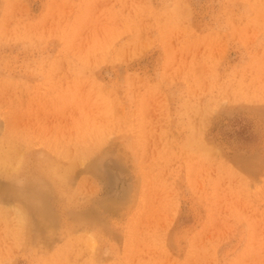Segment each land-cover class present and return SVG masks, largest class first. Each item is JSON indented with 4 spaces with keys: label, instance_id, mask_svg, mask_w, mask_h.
Here are the masks:
<instances>
[{
    "label": "rangeland",
    "instance_id": "rangeland-1",
    "mask_svg": "<svg viewBox=\"0 0 264 264\" xmlns=\"http://www.w3.org/2000/svg\"><path fill=\"white\" fill-rule=\"evenodd\" d=\"M8 136L0 264H264V0H0Z\"/></svg>",
    "mask_w": 264,
    "mask_h": 264
},
{
    "label": "bare ground",
    "instance_id": "bare-ground-1",
    "mask_svg": "<svg viewBox=\"0 0 264 264\" xmlns=\"http://www.w3.org/2000/svg\"><path fill=\"white\" fill-rule=\"evenodd\" d=\"M7 136V135H6ZM6 138V139H5ZM3 140L0 141V170L2 172L0 173H5L9 176H12L16 173L19 172V170H21L23 167H24V164L23 163H26V161H24L22 159V157L24 156H21L17 151L15 145L12 143V140L10 139V137H5ZM1 139V138H0ZM48 158V157H47ZM52 159V158H51ZM51 161V160H50ZM48 162V161H47ZM45 163V162H44ZM51 163V162H50ZM50 163H47L48 166H47V170L48 172L54 176V178H56L55 176H64V175H68V171L66 170L63 174V171L60 169V167L58 165H55V164H50ZM46 165V164H45ZM43 166V165H42ZM41 166V167H42ZM19 174V173H18ZM1 175H4V174H1ZM6 176V175H4ZM10 186V192H8V194H15L18 192L17 189H15V187L11 186V184L9 185ZM16 186V184H15ZM35 188V187H33ZM38 189V188H37ZM36 189V190H37ZM62 189V188H61ZM26 190V189H25ZM6 190H5V187H0V200L2 198H4L3 196L6 195L5 194ZM26 192V191H25ZM27 193V192H26ZM40 193V192H39ZM62 193V192H61ZM32 194V197L30 196V198H35L37 196L36 193H30ZM41 196V195H40ZM21 200V199H20ZM25 202V201H24ZM42 202V201H41ZM4 203V202H3ZM7 203V202H6ZM5 203V204H6ZM12 203V202H11ZM42 203H45V202H42ZM10 204V203H9ZM24 204V203H23ZM7 205V204H6ZM9 206V205H8ZM20 206V205H19ZM28 206L32 209H35L36 212L40 215H43L46 214L44 211H43V208H39L38 205L34 206L31 202L28 204ZM45 206V205H44ZM4 207V206H3ZM11 207V206H10ZM38 207V208H37ZM64 211V210H63ZM52 212V211H51ZM5 213V212H4ZM78 219V218H77ZM73 221V220H72ZM72 223V222H71ZM75 223V221H74ZM76 225H74L75 227ZM70 228V227H69ZM69 232V231H68Z\"/></svg>",
    "mask_w": 264,
    "mask_h": 264
}]
</instances>
